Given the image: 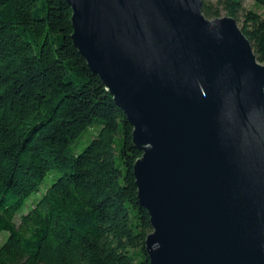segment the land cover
Returning <instances> with one entry per match:
<instances>
[{
    "label": "water",
    "instance_id": "95a60500",
    "mask_svg": "<svg viewBox=\"0 0 264 264\" xmlns=\"http://www.w3.org/2000/svg\"><path fill=\"white\" fill-rule=\"evenodd\" d=\"M133 127L151 264H264V64L202 0H65Z\"/></svg>",
    "mask_w": 264,
    "mask_h": 264
},
{
    "label": "trees",
    "instance_id": "16d2710c",
    "mask_svg": "<svg viewBox=\"0 0 264 264\" xmlns=\"http://www.w3.org/2000/svg\"><path fill=\"white\" fill-rule=\"evenodd\" d=\"M202 4L210 19L243 10ZM72 16L65 0H0V264H151L134 175L143 153L75 48ZM243 24L264 64V19L249 11Z\"/></svg>",
    "mask_w": 264,
    "mask_h": 264
},
{
    "label": "rangeland",
    "instance_id": "374dc122",
    "mask_svg": "<svg viewBox=\"0 0 264 264\" xmlns=\"http://www.w3.org/2000/svg\"><path fill=\"white\" fill-rule=\"evenodd\" d=\"M206 1L211 2L213 4H217V2H218V0H206ZM241 3H242L243 10L239 13L238 18H236L238 26L241 29L244 26V24H243V22H244V14L246 12L252 11L254 13L259 14L264 19V7H261V6L257 5L254 0H241ZM225 17H230V16L228 15V13L226 11H222L221 18H225ZM207 19L214 20V19H210V18H207ZM87 143L88 142L85 139V141H83L81 143V145H79L78 152H81L82 149L87 145ZM47 181H49V184H51L50 180H47ZM47 181H46V183L48 184ZM43 193H44V188L41 189V192H40L39 195H42ZM36 197H37L36 195H33L27 201V204H26V206H25V208L23 210V213L27 214V212H28V208L27 207H29L31 205V203L36 199ZM8 237H9V233L8 232H3L0 235V247L7 241Z\"/></svg>",
    "mask_w": 264,
    "mask_h": 264
}]
</instances>
